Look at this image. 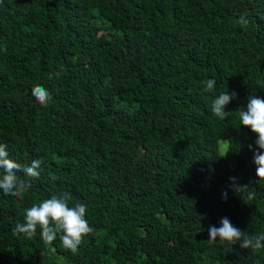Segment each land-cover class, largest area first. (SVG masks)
<instances>
[{
    "label": "trees",
    "instance_id": "trees-1",
    "mask_svg": "<svg viewBox=\"0 0 264 264\" xmlns=\"http://www.w3.org/2000/svg\"><path fill=\"white\" fill-rule=\"evenodd\" d=\"M250 95L264 98V0H0V143L43 161L23 199L0 190V264H264V249L209 240L223 217L264 233L257 134L235 113ZM64 192L94 228L75 253L13 234Z\"/></svg>",
    "mask_w": 264,
    "mask_h": 264
},
{
    "label": "clouds",
    "instance_id": "clouds-1",
    "mask_svg": "<svg viewBox=\"0 0 264 264\" xmlns=\"http://www.w3.org/2000/svg\"><path fill=\"white\" fill-rule=\"evenodd\" d=\"M236 23L243 29L247 30L250 19L248 14L241 13ZM204 90L207 92H215L217 81L215 79H205L203 82ZM32 95L42 105L48 106L52 100V95L48 89L42 85H36L32 89ZM236 92H221L212 100L211 111L213 115L220 120H226L233 113L225 111V107L237 98ZM247 110L241 108L237 113L240 124L257 134L255 148L249 145L254 151V163L257 165L256 174L260 180H264V98L256 95L248 97ZM43 161L35 159L30 165H21L17 161L10 158L7 146L0 143V190L7 195L15 198H24V194L32 188L31 179L38 178L42 171ZM29 179L23 178L21 175ZM52 179L55 175L50 173ZM235 183V177H230ZM236 191L241 188L237 186ZM225 200L227 192L223 193ZM72 196L69 192L62 195H52L39 203L33 204L31 208L25 210L24 222L17 223L13 229L15 236H21L32 239L36 236L37 229H40V238L45 245L52 244L58 237L66 250L75 253L84 243L86 236L94 232V228L90 226L86 219L87 205L76 203L70 205ZM221 226H210V241L227 242L228 245L240 243L243 249H251L253 251L264 249V233L250 235L248 232L242 231L235 227L227 217L221 218Z\"/></svg>",
    "mask_w": 264,
    "mask_h": 264
},
{
    "label": "rangeland",
    "instance_id": "rangeland-1",
    "mask_svg": "<svg viewBox=\"0 0 264 264\" xmlns=\"http://www.w3.org/2000/svg\"><path fill=\"white\" fill-rule=\"evenodd\" d=\"M227 145H228V141L224 140V141H223V146L226 147Z\"/></svg>",
    "mask_w": 264,
    "mask_h": 264
}]
</instances>
